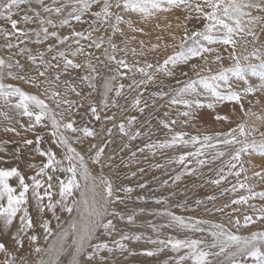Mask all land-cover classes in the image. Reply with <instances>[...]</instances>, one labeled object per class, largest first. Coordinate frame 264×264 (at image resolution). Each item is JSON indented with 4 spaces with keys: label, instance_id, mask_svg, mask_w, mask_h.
Instances as JSON below:
<instances>
[{
    "label": "snow or ice",
    "instance_id": "snow-or-ice-1",
    "mask_svg": "<svg viewBox=\"0 0 264 264\" xmlns=\"http://www.w3.org/2000/svg\"><path fill=\"white\" fill-rule=\"evenodd\" d=\"M38 8H33V0H0V19L7 21L11 26V31L0 28V35H3L5 40L15 36L20 44L25 43L35 36L34 43L42 44L50 38H54L56 45H62L63 49L56 48L54 44L49 43L46 51L55 54L52 55L51 60L58 61L53 64L51 61L44 59L45 53L43 51L37 55L32 54V50L27 47L19 49L17 55H27V59L36 67V76H29L27 74H18L12 69H23V65L19 60L14 63L6 62L0 58V100L4 102V106L9 111H14L17 117H26L28 124L25 125L20 120H15V123L20 124V127L25 131H32L37 125H45L43 122L50 123L51 142L62 153L61 158L57 157V153L50 147L47 150H42L40 147L42 137L36 135L34 151L42 157L46 158V162L41 165L29 164L28 167L36 169L34 175L27 178L18 167L4 168L0 167V225L3 226L4 234L10 230L14 220H19V226L14 233L11 234V240L14 243V251H9L3 242H0V253H4L6 259L3 264H27L24 257H17L15 254L24 244L25 237L34 246L33 251L36 254L46 252L48 259H40L36 264H61V257L65 254L70 255L68 264H106L107 258L101 253L107 251L113 253L114 251H128V245L124 241L144 240L145 243L153 245L151 250H146L142 254L146 256H155L165 250L173 253L172 256L164 262V264H264V230L253 231L248 235H239L232 232L225 227L224 224L212 223L207 220L194 219L192 217L185 218L184 216L175 215L172 211L164 208L158 211L156 215L166 216L169 220L167 225L163 227H175L187 232L205 233L211 237V240L205 238H191L185 236L184 238H177L174 236H167L160 238L159 235L155 239L152 237H144L141 234H122L118 240L112 242L113 246H109L107 242L92 243L96 239V234L100 229H103L105 235H111L115 231V226L111 219L106 217L111 215L113 217L120 216V213L113 210L108 211V206L113 201V185L108 177L102 173L99 176H93L89 170L88 164L85 161L84 155L77 151L74 144H81L88 138L95 139L98 135L94 127L76 126V120L72 118L73 110L77 106L83 107L82 103L77 100L64 98V94L55 89H45L44 93L47 100H52L57 108L61 105L66 107L60 111L55 112L46 103L45 99H41L40 95L30 94L25 92L20 87L13 84H5V79L19 80L24 83H32L38 77H45L49 69L60 68V62L63 64L61 72L55 75V80L60 81L61 74H67L70 69L85 68L89 74L79 77L81 82L86 83L87 87L92 91L87 93L91 96L92 92L97 90V80L101 77L97 65L106 67L107 70L114 75L110 77H103V91L100 93L101 99L99 102L89 100L88 112L95 121H110L111 127L104 128L101 123V132L106 133V138L101 143H92L89 147V152L93 153L89 159L93 164H100L104 167L102 157L105 153V148L110 144L113 129H118L119 133L127 138V141H135L142 135H148L147 132L142 131L143 125L140 128L133 130V125L137 122V116L128 115L121 121L117 122L116 113L105 115L103 118L100 111L111 107H118L120 112L127 111L123 106L118 105L114 97H110L109 93L115 92V97L124 95L125 84L119 83L114 87L112 81L117 78L123 79L126 75L131 81L127 88L132 92H136L140 87L147 86L153 82L157 73H163L166 76H172L173 69L179 65H188L194 58H199L208 65V56L205 54H213L212 64H219L220 67L216 72H212L210 68L200 67L195 63H191L190 67L193 70L195 78H190L181 84L177 80L180 87L171 90L168 103L171 105H183L188 109L180 113V115L188 119L183 121L187 124L192 118L193 108L207 107L214 109L215 103L204 104L197 99L201 94L209 95L216 103L225 101H234L240 104L241 95H249L256 92L258 89H264V44L257 45L259 33L256 28L259 27L261 32H264V15L254 14L264 13V0H51V3H46L45 0H35ZM97 10L93 11V6ZM21 6H26L20 19H14L21 10ZM173 9L187 10L189 13L185 16V20L195 19L198 22L202 21V26L197 29H189L187 26L183 28V36L177 37L172 34L171 39L178 41L176 44L164 43L162 37H157L161 43L153 44L150 51H154L160 47L173 48V54L167 56L163 63L152 64L145 60L143 64L137 61L134 64H129L124 58H117V51H124L126 49H118L113 42L111 36L108 38V48L103 49V57L95 56L90 51L85 50V45L81 44V40L90 41L87 48L101 49L105 43L104 37L99 36L96 39L92 38L94 32H98L100 28L110 27L112 34L119 33L124 35L120 25L125 24L132 32H142L143 29L134 26L130 16L135 14L139 16L141 21H146L150 18L156 17L158 13L171 12ZM195 13L193 17L191 14ZM31 13V14H29ZM128 14L129 18H125ZM85 15H89L90 19H83ZM179 19V17H177ZM21 21L27 24H36V28H18L17 25ZM78 24H87L88 27L83 30H76L72 26V22ZM68 27L70 32L68 35L61 36L56 29ZM159 27V25H157ZM171 27V25H167ZM177 28L181 25L177 24ZM50 29H52L50 31ZM251 37V41L247 38ZM135 39V37H133ZM251 43V50H248V45ZM76 47L73 48L72 45ZM141 47L144 46V41H140ZM213 45L223 46L224 51L231 48L228 59L230 63L225 67L222 63L224 57L220 54L218 47ZM243 48L242 54H237V47ZM8 49L18 47L11 42L6 44ZM132 54L136 55V49H132ZM139 55L143 56L141 51ZM77 56H84L83 62L78 63L74 59ZM72 57V58H69ZM93 59L95 62H93ZM11 60V57H9ZM108 61L105 65L104 61ZM42 70H41V67ZM199 67V71H197ZM7 69V71H5ZM124 69L126 71H121ZM207 71L208 74L203 73ZM139 75L140 79H137ZM182 75L187 76L186 72ZM255 77L260 81L258 87H254L249 83L250 78ZM236 82H243L245 87L241 91L233 89V84ZM40 83L51 85L52 80L46 78ZM40 83H33L34 87L39 88ZM65 86L66 92L75 93L79 98L84 99L85 94L77 91L76 86L70 80L61 81ZM59 86V85H58ZM225 91H221V89ZM168 93L159 91L150 94L151 97L159 96L163 98ZM187 97H192L191 99ZM127 100L128 97H125ZM142 104V93H138L135 98L131 100L129 108L141 114L144 113L145 108L148 107L145 100ZM241 111L244 113L245 119L241 120L235 127L229 128L226 131H217L213 134H197L190 135L184 131H175L171 125L176 124L177 121L172 120L170 123L165 120H160L159 123L163 128L168 129L170 139H165L163 142L148 143L142 148H138V152H144L145 148L153 151L155 149L173 148L176 146H183L187 148L189 145L194 149L193 151H185L178 157H174L169 163H175L183 166V170L176 174L173 182L179 181L181 176L185 174H195L196 169H189V163H195L198 166H204L210 160H221V165L216 169V178L206 181L213 185H221V183L229 176L236 178V183L232 184L230 188H223L222 193L232 192L241 193L238 198L232 199L233 205L247 204L253 212V215H245L243 223L240 219H229V224L239 230L241 227L247 228L258 221H264V205L259 208L256 205L249 204V201L259 199L264 201V191H254V185L247 181L249 177L244 176L240 179L241 174L246 171L242 162V156L257 153L264 156V131L259 132V139L256 138L258 129L255 125H249L248 117L256 116L258 121H264V116L253 113L251 108L244 110L243 105H240ZM9 111H0V117H3L8 122V126L3 128L5 133H15L17 136L20 133L13 127V117L9 115ZM167 116L168 113L166 112ZM67 117V120H66ZM217 121H228L227 116L216 115ZM147 121H145V124ZM194 126V125H193ZM71 133L72 135H68ZM251 138V139H250ZM4 143H7L5 141ZM25 145L33 144L32 140H24ZM124 148H129V143L123 144ZM3 151V148H0ZM16 159H19L20 148L15 149ZM136 152H131L130 158H135ZM201 157H205L201 159ZM224 158V159H222ZM113 157H107V162L110 164ZM156 167H161L156 165ZM60 172L65 173L64 179L59 180L58 199L53 196V175L49 174ZM142 172L143 169H140ZM135 176V173H132ZM256 176H262V173H254ZM47 177V182L45 181ZM15 178L17 185L14 187L10 180ZM30 181L31 183H28ZM80 181L91 182L81 188ZM98 182V183H97ZM167 185V181L163 182ZM45 184L47 186L45 187ZM101 188L97 192V188ZM139 187L144 188L141 184ZM43 189V191H41ZM125 193H130L132 188L124 187L121 189ZM80 192V199L74 198V193ZM29 192L31 199L35 202V210L43 216L47 211L51 213L52 217L57 221L56 227L61 228V217L57 215V207L61 212H66L72 217L67 221V227L62 228L60 232L56 233V239L47 249L36 245L38 236L35 234L28 235L29 230L35 228L32 216L30 214ZM47 199V203L45 200ZM117 199H120L117 197ZM143 199V197H141ZM209 200H215V196L207 197ZM157 204H166L165 198H157ZM196 204H201L200 200ZM181 207H183L181 205ZM229 207L228 204L224 208ZM75 211L76 216H72ZM143 211V209H141ZM210 211V210H209ZM215 211L222 212L223 208H216ZM129 223H134L133 215H128ZM50 220L43 219L40 223V228L43 229L45 235L44 240L47 241L53 235V229L50 227ZM205 225H209L205 228ZM153 231L156 232L155 226H152ZM69 238L71 242L69 243ZM134 254V253H132Z\"/></svg>",
    "mask_w": 264,
    "mask_h": 264
},
{
    "label": "rangeland",
    "instance_id": "rangeland-1",
    "mask_svg": "<svg viewBox=\"0 0 264 264\" xmlns=\"http://www.w3.org/2000/svg\"><path fill=\"white\" fill-rule=\"evenodd\" d=\"M45 2L51 3V0H45ZM32 7L38 8V5L35 4V0H33ZM26 10V6H21V10L17 15H14L13 18L20 19V16H22ZM92 10H97L95 5L93 6ZM188 14L189 13L187 10H180V22L178 24H180L181 27L179 29L176 27L177 29L175 31L170 32L169 35L167 34L166 36L163 34H159L157 36L150 35L148 28L145 27L146 24L141 21L139 16L132 14L130 18L132 19L134 26L143 29L142 32H132L127 27V25L121 24L120 27L123 30L124 35H120L119 33L113 35L111 28L106 26L105 28H100L98 32H94L92 34L93 39H96L99 36L104 37L105 43L102 45L101 49L87 48V44L90 43V41L81 40V44L85 45V50L92 52L94 57L98 56L101 60H103V49L109 47L108 38L111 36L118 49H126V52L117 51V58H124L129 64H134L137 61L143 64L145 60L151 62L154 65L158 62L163 63V60L166 59L167 56L173 54V48L160 47L154 51H150L152 45L161 43L157 37H162L164 43L176 44L178 41H173L171 39L172 34L179 38L184 34V26H187L189 29L193 30L202 26V21L198 22L195 19L186 21L184 18ZM254 14L261 13L254 12ZM191 15L194 17L196 14L193 12ZM125 18H129L128 14H125ZM83 19L88 20L90 19V16L85 15ZM72 26L76 30H83L84 28L88 27L87 24L81 25L75 21L72 22ZM17 27L27 30L28 28H36L37 25H25L21 21ZM0 28L11 31L10 24L2 19H0ZM259 29L260 28L257 27L256 31L258 32ZM51 30L52 29H50V31ZM56 30L61 36L68 35L70 32L68 27ZM133 37H135V39H133ZM35 39L36 38L33 35L30 40H26L25 43L20 44L19 40L15 36L5 40L4 36L0 35V58L9 63H14L16 60H19L24 67L23 69H12L14 72L18 74L36 76V67L39 64V60H37V65H33L32 62L27 59V55H17L19 49L22 47L30 48L32 50V54L37 56L39 52L43 51L45 53L44 59L56 64L58 61L51 60L52 55L55 54V50L52 53L47 52V45L49 43L54 44L56 48H60L61 50L63 49V46L56 45L54 38H50L48 41H45L42 44L34 43ZM247 39L251 41V37H248ZM140 41H144L143 48L141 47ZM9 42L18 45V47L8 49L6 44ZM259 44H264V32L262 36H260V34L258 36L257 45ZM72 47L75 48L76 45L73 44ZM212 47H218L220 54L224 57L222 63L225 67H227L230 63L228 56L231 52V48H229L228 51H224L223 46L213 45ZM251 47L252 45L249 43L248 50H251ZM133 48L136 49V55L132 54ZM141 51L144 52L143 56L139 55ZM242 52L243 48L238 46L237 54H242ZM205 55L208 56V65H205L203 60L194 58L188 65H179L173 69L174 74L172 76H166L163 73H157L153 82L149 83L147 86L142 85L140 89H137L136 92H132L127 88V85L131 83L127 75L123 79L117 78L116 81H112L114 87H117L119 83L126 85L125 89L123 90V96L115 97L114 91L109 93V96L114 97L117 101V104L123 106L125 109H127V111L121 113L118 107L114 108L110 106L109 108L100 111L101 117L103 118L105 115L116 113V120L119 122L128 115H135L137 116V122L133 125V130L140 128L141 125H143L142 131L147 132L148 135H142L135 141L129 142L127 141L126 137H123L119 133L118 129H113L111 136L112 142L106 146L104 156L101 158L102 162H104V167H101L100 164H93L91 162L89 156L93 153L89 152V147L92 143L99 144L103 139L106 138V133L100 131L101 123H103L105 129L111 127L112 123L110 121H103V119L102 121L93 120L90 116V112H88V104L89 100L95 101L97 103L99 102V100L102 98L100 93L103 91V77H110L114 75V73L109 72L106 67L97 65L98 71L101 73V77H98L97 80V90L92 92L90 97L87 96V93L91 92L92 90L87 87L86 83L81 82L79 79L80 76L89 74L88 70L85 68H81L79 70L70 69L67 74H61L60 81L55 80V75L58 72H61L63 68L62 62H60V68L49 69L48 73L45 74V77H38L37 80L32 83L26 84L23 81L10 79H5L3 81L5 84L16 85L30 94L40 95L41 99H45L49 107L55 112L62 111L66 106L61 105L60 108H57L52 100H47L45 95H41L44 93L45 89H55L56 91L64 94V98L77 100L79 103L84 105L83 107L77 106L74 108L72 118L76 120L77 127L85 125L88 127H94L98 135L95 139L88 138L83 143L74 144L73 146L76 147L77 151H80L84 155L85 161L88 164L89 170L93 176H99L102 173L112 182V199L115 202L108 206V211L112 212L115 210L124 217V219H120V216H107L106 220H112L115 226V231H113L109 236L104 234L103 229H100L96 234V239H94L92 243L107 242L109 246H113L112 242L114 240H118L122 234H141L144 237H152L153 239H155L157 235H159L160 238H166L167 236L171 235L181 239L185 236H188L191 238H205L209 241L211 240V237L208 236L207 232L194 233L187 232L186 230H180L175 227H163L169 223L168 218L163 215H156L155 213L162 211L164 208L169 209L175 215L184 216L185 218L192 217L194 219L207 220L212 223L224 224L226 228L232 232H236L239 235H248L253 231L264 230V221H258L253 225H249L247 228L241 227L239 230L229 224L230 218L240 219L241 223H243V217L245 215H253V212L247 204L233 205L231 203L232 199L238 198V195L241 193L226 192L221 194L223 188H230L232 184L236 183L235 177L229 176L227 180L223 181L219 186L206 183V181L216 178L215 172L216 169L220 167L221 160H210L204 166H198L195 163H189L187 167L189 169H196L195 174H185L181 176L179 181L174 183V176L183 170V166L177 165L175 163H169V161H171L174 157H178L179 155L183 154L185 151H193L194 149L191 145H189L187 148L183 146H176L173 148L155 149V154H153V151H150L147 148H145L144 152L142 153L137 151L138 148H142L148 143L163 142L166 138L170 139L168 129H165L160 125V120H165L169 123L172 120H175L177 123L171 125L175 131H184L190 135H197L198 133L213 134L217 131H226L229 128L235 127L236 124L245 119L244 113L241 111V104L243 105L245 111L251 108L253 113L264 116V89H259L258 92H254L253 94L249 95L242 94L240 104H237L234 101L216 103L209 95L201 94L196 98L201 100V102L204 104L210 102L215 103L214 109H209L207 107L198 109L193 108V118L187 124L183 123V121L187 120L188 118L180 115V113L187 111L188 109L184 108L183 105H171L168 103V100L172 95L171 90L180 87L184 81L190 78H195L193 70L190 67L191 63H195L200 67L210 68L212 72H216L219 69V64L211 63L215 53ZM9 57H11V60H9ZM72 59L78 63H81L85 57L77 56ZM93 62H95L94 59ZM104 63L107 65L108 61L105 60ZM40 67L42 70L43 66ZM5 71H7V69ZM121 71L126 70L121 69ZM197 71H199V67ZM183 72H186L188 75H182ZM203 74L207 75L208 72L205 71ZM46 78H50L52 80L51 85L40 83ZM136 78L140 79L139 75H137ZM64 80H70L76 86L77 91L85 94V98L81 100V98L77 97L75 93L70 91L66 92L65 86L61 84V81ZM177 80H180L181 84H177ZM33 83H40V87H34ZM249 83L254 87H258L260 81L257 78L252 77L250 78ZM243 87H245L243 82H236L233 84V89L237 91H241ZM159 91L166 92L168 95L164 96L163 98L159 96H150L151 93ZM221 91L223 92L225 89L222 88ZM138 93H142L141 106H143V102L145 100L147 101L148 105V107L145 108L143 114L129 108L131 100L135 98ZM125 97H128V99L126 100ZM187 98L191 99L192 97ZM0 111H9V109L4 106V102L2 100H0ZM166 112L168 113L167 116L165 115ZM218 114L227 116L229 118L228 121H217L215 116ZM9 115L13 117L12 126L16 128L20 135L17 136L15 133L11 132L5 133L3 128L8 126V122L5 121L3 117H0V148H3V151H0L3 153L0 154V167H18V170L21 171V173L24 174L26 178L30 175H34L36 169H31L28 167V165L36 164L42 166L43 162H46L45 157L40 156L34 151L36 147V135H40L42 137L40 144L42 150H47L51 147L57 153V157L61 158L62 153L51 142V127L48 121L43 122L45 125H48L47 128L37 125L32 131H25L20 127V124L15 123V120L18 119L21 123L27 125L28 119L26 117L15 116L14 111H9ZM247 119L249 125H255L257 127L258 132L256 133V138L259 139V132L264 131V121H258L256 116H250ZM145 121H147L146 124ZM68 135L72 134L68 133ZM26 139L32 140L33 144L25 145L23 142ZM5 141H7V143H4ZM125 142L129 143V148H124L123 151H121ZM17 148H20L19 159H16L15 149ZM131 152H136L135 158H130ZM109 156L113 157L110 164L107 162V157ZM204 158L205 157H201V159ZM259 158L260 155L257 153L244 155L241 158L246 171L241 174L240 179L243 180L244 176L247 175L249 177L247 182L251 185H254L255 187L253 190L257 192L264 191V163L263 161L260 163ZM260 159L262 160V158ZM156 165H160L161 167H156ZM140 169H143V171L141 172ZM133 172L135 173V176L132 175ZM256 172L262 173V176L254 175ZM56 173H52L51 170H49V174L53 175L52 184H54V188H52V191L54 194V199L59 198V180L57 177L64 179L66 176L65 173ZM44 179L47 182V177ZM164 181L168 182L167 185L163 183ZM28 183H30V181H28ZM80 184L82 186V181H80ZM141 184H144L145 187H139ZM46 186L47 184H45V187ZM124 187H130L132 188V191L130 193H125L121 190ZM101 190V188H97V192H100ZM41 191L43 190L41 189ZM78 194L79 191L74 193L75 199ZM209 196H215L216 199L209 200L207 199ZM117 197L120 199H117ZM141 197H143V199H141ZM157 198H165L167 203L157 204L155 203ZM197 200H200L201 204L197 205ZM253 203L257 208L264 205V201L259 199L249 201V204ZM225 204H228L229 207L224 208ZM181 205L183 207H181ZM216 208H223V211H215ZM141 209H143V211H141ZM56 210L59 211V207H57ZM30 212L31 215H33V222L36 225L33 229L35 230L38 226L37 220L40 219V217H43L40 216L36 210ZM60 213V217L63 219H66L69 216V214L66 212ZM128 215H133L134 223L128 222ZM152 226L156 227V232L153 231ZM204 227L208 228L209 225H205ZM69 240H71V238H69ZM124 243L128 245V251L121 252L117 250L113 253H108L107 251L101 253L102 256L107 258L106 264H164V262L173 255V253L168 250L151 257L143 255L142 253L144 251L151 250L153 248V245L145 243L144 240L139 242L124 241ZM69 256V254L62 256L61 264H65Z\"/></svg>",
    "mask_w": 264,
    "mask_h": 264
},
{
    "label": "bare ground",
    "instance_id": "bare-ground-1",
    "mask_svg": "<svg viewBox=\"0 0 264 264\" xmlns=\"http://www.w3.org/2000/svg\"><path fill=\"white\" fill-rule=\"evenodd\" d=\"M177 12H179V13H177ZM261 15H264V13H261ZM179 16H180V9H179V11H178V9H173L171 12L158 13L156 15V17L150 18V19H148L146 21H143V22L146 24L145 27L148 28V32H149L150 35L157 36L159 34H163V35L166 36L167 34L169 35L170 32H173V31H175L177 29L176 28V25L180 22L179 21L180 19H177V17H179ZM169 24L171 25V27H167V25H169ZM157 25H159V27H157ZM258 33L260 34V36L263 35V32H261L260 29L258 30ZM255 86H257V85H255ZM258 90L256 92H258ZM256 103H258V102H256ZM1 153L2 152H0V154ZM260 158H262V160ZM260 158H259L260 163H262V161L264 163V157H261V155H260ZM10 183L14 187L17 185V181L15 180V178L11 179L10 180ZM86 183L87 184H90L91 182L90 181L89 182L82 181V186H81L82 189L85 188ZM28 195H29L30 204L32 205L30 207L29 211H33V210H35V202L32 201V199H31V193L30 192H29ZM76 199L77 200L80 199V192H79L78 196L76 197ZM45 203H47V200H45ZM60 212H61L60 210L57 211V215L61 216V213ZM30 214H31V212H30ZM31 216H33V215H31ZM72 216H76L75 211L73 212ZM42 217L43 218L40 217V219L37 220V223H38L37 229H35V230H29L28 235H32V234L37 235L38 236V240L36 241V245L39 246V247H42L44 249H47L48 246L50 244H52L53 241H55V239H56V233L60 232L62 228L67 227V221L70 220L72 217L68 216L66 219L61 218V222H62L61 223V228H57L56 227L57 221L52 217L51 213H49V212L46 211ZM43 219L50 220V222H51L50 223V227L53 229V235L50 236L47 241L44 240L45 233H44L43 229L40 228V226H39ZM18 226H19V220L16 219V220H14V222H13L10 230L7 232V234H4L3 226L0 225V242H3L5 244V246L8 248L9 251H14V244H13V241L11 240V234L16 231V229L18 228ZM70 242H71V240H69V243ZM33 247L34 246L31 244V242L25 237L23 247L18 252H16L15 254L17 255L18 258L21 257V256L24 257L25 260L27 261V264H36V262L39 261L40 259H44V260H47L48 259V254L46 252L40 253V254H36L32 250ZM5 259H6L5 254L4 253H0V264H3V261ZM69 259H70V256L67 259V262L65 264H68V260Z\"/></svg>",
    "mask_w": 264,
    "mask_h": 264
}]
</instances>
